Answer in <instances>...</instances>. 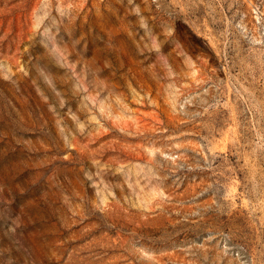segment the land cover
Here are the masks:
<instances>
[{
  "label": "rangeland",
  "instance_id": "1",
  "mask_svg": "<svg viewBox=\"0 0 264 264\" xmlns=\"http://www.w3.org/2000/svg\"><path fill=\"white\" fill-rule=\"evenodd\" d=\"M0 264H264V0H0Z\"/></svg>",
  "mask_w": 264,
  "mask_h": 264
}]
</instances>
